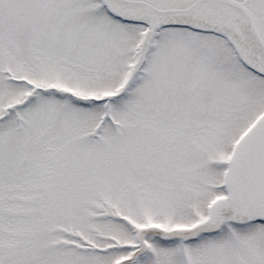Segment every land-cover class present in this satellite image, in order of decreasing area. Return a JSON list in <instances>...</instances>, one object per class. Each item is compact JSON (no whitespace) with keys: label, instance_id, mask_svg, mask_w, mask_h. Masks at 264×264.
Returning a JSON list of instances; mask_svg holds the SVG:
<instances>
[{"label":"snow or ice","instance_id":"snow-or-ice-1","mask_svg":"<svg viewBox=\"0 0 264 264\" xmlns=\"http://www.w3.org/2000/svg\"><path fill=\"white\" fill-rule=\"evenodd\" d=\"M0 264H264V0H0Z\"/></svg>","mask_w":264,"mask_h":264}]
</instances>
